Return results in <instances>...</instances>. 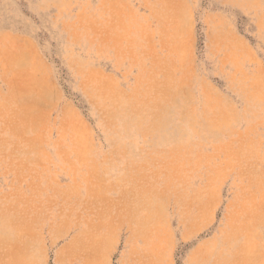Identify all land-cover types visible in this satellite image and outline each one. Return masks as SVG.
Returning <instances> with one entry per match:
<instances>
[{
  "label": "rangeland",
  "instance_id": "obj_1",
  "mask_svg": "<svg viewBox=\"0 0 264 264\" xmlns=\"http://www.w3.org/2000/svg\"><path fill=\"white\" fill-rule=\"evenodd\" d=\"M78 233L67 264H264V0H0V264Z\"/></svg>",
  "mask_w": 264,
  "mask_h": 264
},
{
  "label": "crops",
  "instance_id": "obj_2",
  "mask_svg": "<svg viewBox=\"0 0 264 264\" xmlns=\"http://www.w3.org/2000/svg\"><path fill=\"white\" fill-rule=\"evenodd\" d=\"M90 232L89 231H85L83 232L84 235L88 234ZM82 233H78L76 234L77 237H73L70 240H68L67 242H65L61 247H62V251L60 252V249L57 251V253L55 254V264H67L70 260H71V256L69 253H71L70 251H73L76 247H78L79 243L77 242L78 239H83L85 238L83 236ZM104 243V246L101 247V245ZM101 244V245H100ZM107 242L103 241L99 244H97L96 246H94L95 248H97V253L94 255L89 254L86 258L85 264H100L102 259L106 256L107 254ZM128 248V247H127ZM99 249V250H98ZM63 251H67V255H62ZM124 256L122 255L121 257V264H123L124 261ZM85 260V259H84ZM83 260V261H84Z\"/></svg>",
  "mask_w": 264,
  "mask_h": 264
},
{
  "label": "bare ground",
  "instance_id": "obj_3",
  "mask_svg": "<svg viewBox=\"0 0 264 264\" xmlns=\"http://www.w3.org/2000/svg\"><path fill=\"white\" fill-rule=\"evenodd\" d=\"M168 9H169V8H168ZM175 15H176V14H175ZM163 17H164V16H163ZM163 23H164V22H163ZM178 26H179V25H178ZM178 26H177V27H178ZM26 73H27V72H26ZM26 73H25V74H26ZM34 74H35V73H34ZM24 79H25V78H24ZM24 83H26V82H24ZM33 83H34V82H33ZM40 84H41V83H40ZM27 86H28V85H27ZM32 86H33V85H32ZM35 86H36V85H35ZM33 87H34V86H33ZM21 88H22V87H21ZM27 88H28V87H27ZM34 90H36V89H34ZM33 92H34V91H33ZM37 92H38V91H37ZM43 92H44V91H43ZM44 100H45V99H44ZM37 102H39V101H37Z\"/></svg>",
  "mask_w": 264,
  "mask_h": 264
}]
</instances>
